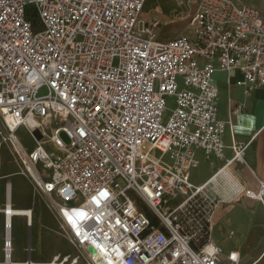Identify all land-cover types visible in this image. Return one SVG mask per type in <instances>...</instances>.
Segmentation results:
<instances>
[{
    "label": "built area",
    "instance_id": "obj_1",
    "mask_svg": "<svg viewBox=\"0 0 264 264\" xmlns=\"http://www.w3.org/2000/svg\"><path fill=\"white\" fill-rule=\"evenodd\" d=\"M145 2L0 0V141L75 248L47 264H243L213 242V179L191 174L198 151L225 155L232 122L218 117L214 73L239 71L246 93L264 87V17L199 0L189 32L161 41L160 20L140 18ZM246 148L234 143L227 164ZM238 192L264 201L262 181Z\"/></svg>",
    "mask_w": 264,
    "mask_h": 264
},
{
    "label": "crops",
    "instance_id": "obj_2",
    "mask_svg": "<svg viewBox=\"0 0 264 264\" xmlns=\"http://www.w3.org/2000/svg\"><path fill=\"white\" fill-rule=\"evenodd\" d=\"M235 1L238 4H249L255 6L264 17V0ZM215 64H217V61H215ZM240 78L241 74L239 71H233L231 75H229L227 72L218 70L213 75V81L219 88V98L217 102L218 117L225 121L231 119L232 123L227 126L223 137L225 143L224 158H206L202 151H198L199 165L193 170L191 174V181L196 185H201L213 179V189L221 198V202L214 216V220H217L218 222L219 231L218 235L216 234L214 236L212 234L213 242L223 247L225 251L237 250L241 254L239 247L241 243L240 241L246 238L249 231L256 226L258 218L263 219L262 223H264V201H255V199L247 197L244 193L238 192L242 188L258 190L260 181L264 183V87L256 88L246 93L244 87L237 85V81ZM239 105H241V108L237 109ZM17 134L19 136V131ZM19 139L27 150H31L35 146L28 147L22 141L20 136ZM237 142L247 146L244 154V161L235 160L227 164V162L234 156L232 145ZM3 146L7 147L0 141V148ZM9 153L15 161L14 155L10 150ZM16 173H20V169L17 170ZM11 174H13V172H10L7 166L2 162V160H0V206L2 209L9 202H11V206H14L12 184L7 181L5 187H3L2 182ZM27 179L31 182L33 194L35 195V186L29 178ZM17 203L18 205L14 206V208L32 210V219L33 210H39L41 208L44 218L49 215L48 210L43 209L40 200L37 204H35L32 200L26 203H23V201H19ZM2 215L4 216L5 224L4 211L0 210V234L2 228ZM16 218L22 217H15V219ZM48 220L45 219L46 222H48ZM31 224L30 218L28 220V233L29 227H32ZM216 228V225H214L213 229L215 230ZM234 231L238 233L237 240L230 246L228 240L231 238V234L235 233ZM58 238L59 236L57 239ZM56 250L57 251L50 257V260L57 253H69L75 251H63L58 250L57 248ZM29 257L31 260H29ZM27 258L29 262L33 261L35 264L47 263L32 259V253L29 254V251ZM263 259L264 250L259 252L250 261L251 264H257Z\"/></svg>",
    "mask_w": 264,
    "mask_h": 264
},
{
    "label": "rangeland",
    "instance_id": "obj_3",
    "mask_svg": "<svg viewBox=\"0 0 264 264\" xmlns=\"http://www.w3.org/2000/svg\"><path fill=\"white\" fill-rule=\"evenodd\" d=\"M198 4L199 0H146L140 18L143 20H149L152 17L158 18L160 20L158 38L161 41H167L189 32L190 18L196 11ZM179 86L180 88L184 87L182 77L179 78ZM167 106L168 110L165 114V120H168L171 111L176 107L175 97H167ZM50 128L51 126H46L47 131H50ZM19 136L26 146L31 147L35 145V140L26 128L23 127L19 130ZM61 138L65 143H69L70 141L65 133L61 134ZM52 147V143L47 141V148L52 150ZM0 153V160L7 166L10 172H13V174L6 177L2 182L3 187H5L7 181L11 182L13 186L12 195L14 206H17V202L19 201L26 203L32 200L37 204L40 200L43 209H47L49 213V215L44 218L42 208L33 210V219L31 222L32 259L48 263L50 257L57 251L56 248L63 251H74L75 248L65 238L63 225L54 215L50 200L36 191L35 187V195L33 194L32 184L27 177L21 173H16L17 170L20 169L19 164L13 160L7 147H1ZM155 154L158 156L159 152L157 151ZM45 219H49L48 222H46ZM262 220L263 219L258 218L256 226L249 231L246 238L240 241L239 247L243 264H251L250 260L264 250V223H262ZM1 222L0 264H5L6 262L5 241L8 236H11L15 247L13 257L20 260L22 263H28V219L26 217L16 218L13 227L14 231L13 229L12 231L6 229L3 215L1 216ZM217 223V220L213 221V226L216 225L217 227L215 230L213 229L212 234L214 236L216 234L218 235L219 231ZM234 232L235 233L231 234V238L228 240L230 246L237 240L238 233L236 231ZM58 236L59 238L57 239ZM257 264H264V259Z\"/></svg>",
    "mask_w": 264,
    "mask_h": 264
},
{
    "label": "bare ground",
    "instance_id": "obj_4",
    "mask_svg": "<svg viewBox=\"0 0 264 264\" xmlns=\"http://www.w3.org/2000/svg\"><path fill=\"white\" fill-rule=\"evenodd\" d=\"M0 210L4 211L5 215V227L9 231H12L14 227V218L16 216L18 217H26L28 220L31 218L32 222V210L31 209H20V208H14V206H11V202H9L3 209L0 206ZM14 243L11 238V236H8L5 241V255L7 254V259L5 264H27L22 263L18 260L13 259V252H14ZM6 257V256H5ZM32 264H35V262H31ZM28 263V264H31Z\"/></svg>",
    "mask_w": 264,
    "mask_h": 264
},
{
    "label": "water",
    "instance_id": "obj_5",
    "mask_svg": "<svg viewBox=\"0 0 264 264\" xmlns=\"http://www.w3.org/2000/svg\"><path fill=\"white\" fill-rule=\"evenodd\" d=\"M36 135H38V137H41V135L39 134L38 131L35 132ZM90 252H92L94 255L96 254V251L93 248L89 249ZM28 251L29 254L31 253V227H29V246H28ZM29 260H31V258L29 257Z\"/></svg>",
    "mask_w": 264,
    "mask_h": 264
}]
</instances>
